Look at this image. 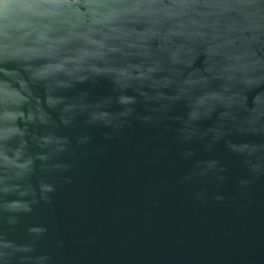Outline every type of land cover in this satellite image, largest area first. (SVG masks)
Here are the masks:
<instances>
[{
	"label": "water",
	"instance_id": "obj_1",
	"mask_svg": "<svg viewBox=\"0 0 264 264\" xmlns=\"http://www.w3.org/2000/svg\"><path fill=\"white\" fill-rule=\"evenodd\" d=\"M0 264H264V0H0Z\"/></svg>",
	"mask_w": 264,
	"mask_h": 264
}]
</instances>
